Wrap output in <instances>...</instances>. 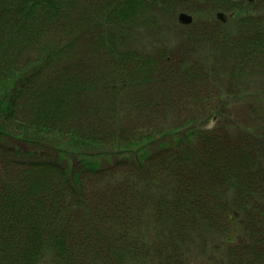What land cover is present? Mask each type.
Returning <instances> with one entry per match:
<instances>
[{
  "label": "trees",
  "instance_id": "1",
  "mask_svg": "<svg viewBox=\"0 0 264 264\" xmlns=\"http://www.w3.org/2000/svg\"><path fill=\"white\" fill-rule=\"evenodd\" d=\"M192 2L0 0V264H264V0Z\"/></svg>",
  "mask_w": 264,
  "mask_h": 264
},
{
  "label": "rangeland",
  "instance_id": "2",
  "mask_svg": "<svg viewBox=\"0 0 264 264\" xmlns=\"http://www.w3.org/2000/svg\"><path fill=\"white\" fill-rule=\"evenodd\" d=\"M193 0H186V1H184V2H189V4H187L186 6H184L182 9H181V11L179 12V14H184V15H186V16H188V17H190L191 18V22L190 23H188V24H181L180 22H179V20H178V15H177V23H178V25L180 26V27H182L183 29H185V28H189L190 27V25L193 23V17H194V15H193V13H194V11H195V3L194 2H192ZM190 29V28H189ZM238 87L237 86H235V88L234 89H237Z\"/></svg>",
  "mask_w": 264,
  "mask_h": 264
},
{
  "label": "water",
  "instance_id": "3",
  "mask_svg": "<svg viewBox=\"0 0 264 264\" xmlns=\"http://www.w3.org/2000/svg\"><path fill=\"white\" fill-rule=\"evenodd\" d=\"M182 1H186V0H182ZM218 18H221L223 21V14H218ZM178 20L181 24H188L191 22V18L184 14H180Z\"/></svg>",
  "mask_w": 264,
  "mask_h": 264
},
{
  "label": "flooded vegetation",
  "instance_id": "4",
  "mask_svg": "<svg viewBox=\"0 0 264 264\" xmlns=\"http://www.w3.org/2000/svg\"><path fill=\"white\" fill-rule=\"evenodd\" d=\"M244 2L248 3V4H255L258 3L260 0H243ZM216 17L218 18V14L216 15ZM221 22H225V15H223V21L221 18H218Z\"/></svg>",
  "mask_w": 264,
  "mask_h": 264
},
{
  "label": "bare ground",
  "instance_id": "5",
  "mask_svg": "<svg viewBox=\"0 0 264 264\" xmlns=\"http://www.w3.org/2000/svg\"><path fill=\"white\" fill-rule=\"evenodd\" d=\"M179 15H180V14H179ZM179 15H178V16H179Z\"/></svg>",
  "mask_w": 264,
  "mask_h": 264
}]
</instances>
